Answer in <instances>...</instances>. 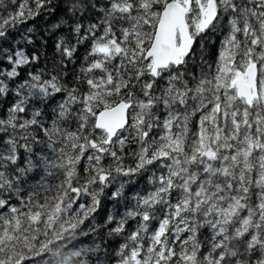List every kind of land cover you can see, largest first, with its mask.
I'll list each match as a JSON object with an SVG mask.
<instances>
[{"label":"snow or ice","instance_id":"1","mask_svg":"<svg viewBox=\"0 0 264 264\" xmlns=\"http://www.w3.org/2000/svg\"><path fill=\"white\" fill-rule=\"evenodd\" d=\"M38 261L264 264V0H0V264Z\"/></svg>","mask_w":264,"mask_h":264},{"label":"trees","instance_id":"2","mask_svg":"<svg viewBox=\"0 0 264 264\" xmlns=\"http://www.w3.org/2000/svg\"><path fill=\"white\" fill-rule=\"evenodd\" d=\"M56 23V19L55 18H50V17H46V16H42L37 18L34 21H30L27 25V27H31L34 28L38 33H43L45 32V30L47 28H49L52 24ZM18 38V37H17ZM10 43L12 42L11 40L9 41ZM214 39L210 41V43H214ZM39 45V41L37 42ZM49 44H52V40H49ZM81 53H83V49H81ZM51 49L49 50V57H51ZM126 164H131L132 163V157L128 156L125 160ZM136 189H140L143 187V185H135ZM84 202V201H81ZM110 207V205H109ZM85 230H87V226H85ZM37 264H43V262L38 261Z\"/></svg>","mask_w":264,"mask_h":264}]
</instances>
